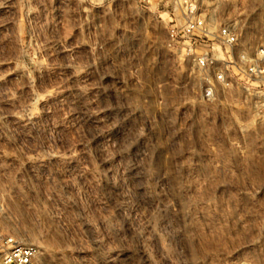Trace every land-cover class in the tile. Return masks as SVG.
I'll return each mask as SVG.
<instances>
[{"label": "rangeland", "instance_id": "1", "mask_svg": "<svg viewBox=\"0 0 264 264\" xmlns=\"http://www.w3.org/2000/svg\"><path fill=\"white\" fill-rule=\"evenodd\" d=\"M234 6L264 34V0H0V228L37 264H264V126H190L166 46Z\"/></svg>", "mask_w": 264, "mask_h": 264}, {"label": "built area", "instance_id": "2", "mask_svg": "<svg viewBox=\"0 0 264 264\" xmlns=\"http://www.w3.org/2000/svg\"><path fill=\"white\" fill-rule=\"evenodd\" d=\"M242 15L240 6L222 21L198 13L168 32L166 46L185 62L190 126H264V34L258 19L246 25ZM37 255L35 244L0 228V264H37Z\"/></svg>", "mask_w": 264, "mask_h": 264}, {"label": "bare ground", "instance_id": "3", "mask_svg": "<svg viewBox=\"0 0 264 264\" xmlns=\"http://www.w3.org/2000/svg\"><path fill=\"white\" fill-rule=\"evenodd\" d=\"M12 94V93H11Z\"/></svg>", "mask_w": 264, "mask_h": 264}]
</instances>
